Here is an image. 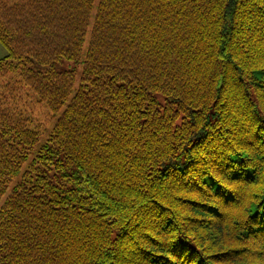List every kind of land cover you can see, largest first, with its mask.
Listing matches in <instances>:
<instances>
[{
	"label": "trees",
	"instance_id": "trees-1",
	"mask_svg": "<svg viewBox=\"0 0 264 264\" xmlns=\"http://www.w3.org/2000/svg\"><path fill=\"white\" fill-rule=\"evenodd\" d=\"M0 45V264H264V0H0Z\"/></svg>",
	"mask_w": 264,
	"mask_h": 264
},
{
	"label": "rangeland",
	"instance_id": "rangeland-1",
	"mask_svg": "<svg viewBox=\"0 0 264 264\" xmlns=\"http://www.w3.org/2000/svg\"><path fill=\"white\" fill-rule=\"evenodd\" d=\"M6 52L4 50V48L0 45V58H2L3 56H5ZM34 68H36V66H33ZM75 67V64L69 61H65L63 60L62 62L58 63L55 65V69L57 71H64V70H69V69H73ZM44 119L45 115L43 112V116H41L40 118Z\"/></svg>",
	"mask_w": 264,
	"mask_h": 264
}]
</instances>
